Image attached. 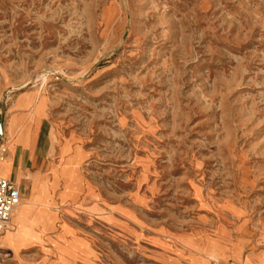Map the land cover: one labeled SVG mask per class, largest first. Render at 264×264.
Wrapping results in <instances>:
<instances>
[{
    "label": "rangeland",
    "instance_id": "rangeland-1",
    "mask_svg": "<svg viewBox=\"0 0 264 264\" xmlns=\"http://www.w3.org/2000/svg\"><path fill=\"white\" fill-rule=\"evenodd\" d=\"M1 125L0 264H264V0H0Z\"/></svg>",
    "mask_w": 264,
    "mask_h": 264
},
{
    "label": "built area",
    "instance_id": "built-area-1",
    "mask_svg": "<svg viewBox=\"0 0 264 264\" xmlns=\"http://www.w3.org/2000/svg\"><path fill=\"white\" fill-rule=\"evenodd\" d=\"M6 147L0 143V160L6 156ZM22 191L10 179L0 175V234L9 227L11 216L19 205Z\"/></svg>",
    "mask_w": 264,
    "mask_h": 264
},
{
    "label": "crops",
    "instance_id": "crops-1",
    "mask_svg": "<svg viewBox=\"0 0 264 264\" xmlns=\"http://www.w3.org/2000/svg\"><path fill=\"white\" fill-rule=\"evenodd\" d=\"M20 131H21V137H20L19 142L12 140L13 149H15V147L19 144L24 145L26 147L30 145V139H31L30 134L23 130H20ZM11 168H12V162L8 160L4 168L0 166V175L7 179H10L9 177L11 176V171H12Z\"/></svg>",
    "mask_w": 264,
    "mask_h": 264
},
{
    "label": "bare ground",
    "instance_id": "bare-ground-1",
    "mask_svg": "<svg viewBox=\"0 0 264 264\" xmlns=\"http://www.w3.org/2000/svg\"><path fill=\"white\" fill-rule=\"evenodd\" d=\"M1 139H2V140H3V139H6V137L4 136V134L1 136ZM13 139H14V138H13ZM18 141H19V139H18ZM3 160H4V159H3ZM3 160H2V161H3ZM2 166H3V165H2ZM2 168H4V167H2ZM19 204H20V203H19ZM18 206H19V205H18ZM18 206H17V207H18ZM22 206L25 207V205H22ZM17 207L15 208V210L17 209ZM15 210H14V212H15ZM21 210H22V209H21ZM14 212H13V213H14ZM19 213H20V212H19ZM12 215H13V214H12ZM12 217H13V216H11V219H12ZM24 217H25V216H24ZM21 219H23V218H21ZM25 222H26V221H25ZM18 224H19V223H18ZM20 226H21V225H20ZM13 240H14V239H13Z\"/></svg>",
    "mask_w": 264,
    "mask_h": 264
},
{
    "label": "water",
    "instance_id": "water-1",
    "mask_svg": "<svg viewBox=\"0 0 264 264\" xmlns=\"http://www.w3.org/2000/svg\"><path fill=\"white\" fill-rule=\"evenodd\" d=\"M4 104H3V106H2V112H4ZM0 134L1 135H3L4 134V132H3V128H2V125H1V128H0Z\"/></svg>",
    "mask_w": 264,
    "mask_h": 264
}]
</instances>
